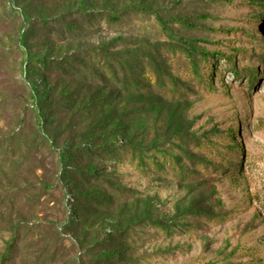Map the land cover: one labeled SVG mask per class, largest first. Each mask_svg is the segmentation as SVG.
Returning a JSON list of instances; mask_svg holds the SVG:
<instances>
[{"label": "rangeland", "instance_id": "rangeland-1", "mask_svg": "<svg viewBox=\"0 0 264 264\" xmlns=\"http://www.w3.org/2000/svg\"><path fill=\"white\" fill-rule=\"evenodd\" d=\"M156 18L242 49L239 77L212 56L211 90L182 82ZM148 55L176 93L141 80ZM236 127L220 143L240 170L215 173L192 140ZM13 233L0 264H264V0H0V255Z\"/></svg>", "mask_w": 264, "mask_h": 264}, {"label": "trees", "instance_id": "trees-1", "mask_svg": "<svg viewBox=\"0 0 264 264\" xmlns=\"http://www.w3.org/2000/svg\"><path fill=\"white\" fill-rule=\"evenodd\" d=\"M208 3L211 4H216L219 0H206ZM87 13L84 12L82 15H79L78 18L83 19L82 23L84 22L85 18H87ZM139 18H141V16H137ZM23 19V25L25 26L23 28L24 31H27V27L31 24V20L27 17L22 16ZM120 17L114 15V14H109V15H104V17L102 18V21L106 24V25H114L117 24L118 22H120L121 20H119ZM157 23L160 25V28L164 29V33L165 35L176 42V40L178 41V43L180 44L179 46H176V48H168L162 51L163 55L162 57L164 58H168V61H170V63L172 65L176 66V69L180 70L179 72V76H180V80H182V82H187L190 84H193L195 86H199L202 87L203 90H211L210 88V80L208 78H210V75L212 74V65H213V60H212V56L214 57H219L222 56L224 58V60H227L228 63H230V67L229 70L235 75L238 76V70L236 69L235 65H234V58L238 57L240 55H242V49L240 50H235V49H229V53L227 54V56H225L226 51L224 50L225 45L224 44H220V47H218L216 50H210L208 48H204V47H194V45L192 43H190L188 40H186L185 38L179 37L177 34H175L173 32V30L168 27L166 24V21L156 18ZM174 23L176 22H181V23H176L178 26H185V20L183 19H177L175 18ZM77 24V23H75ZM92 24L94 25L95 22H92ZM175 24V25H176ZM64 28L62 30V33L64 32H72V30H80L79 26L73 25L71 26L70 24H63ZM42 25H39V27ZM37 27V28H39ZM42 29H46L45 27H42ZM223 32V31H222ZM226 32V31H225ZM24 37L23 35L21 36V40H23ZM218 43H214V45H217ZM97 50H94L91 54V56H95ZM212 52V53H210ZM82 56V55H79ZM86 60L89 61V54L86 55ZM151 55H148L145 57V59H143V66L139 67L140 69H137L140 74L139 77L141 78V80H143V82L148 83V84H152V85H157L160 87H164L165 90L167 89H171L172 93H176L177 90V84H173L170 80L165 83L163 85V83L159 82V78L161 77H167L164 72H160L158 71V68H154L151 65ZM27 59V58H26ZM25 59V60H26ZM72 58H69L68 60H70ZM43 61V59L41 60ZM111 60L108 59V61H106L107 66L109 68L112 67V63L110 62ZM149 62V63H147ZM25 63V61H24ZM120 63V62H118ZM66 64V65H65ZM121 64V63H120ZM64 66H69L68 63H64ZM159 66V65H157ZM208 70V73L206 74L205 72ZM242 71L245 70V68L241 69ZM113 74H111V76H113ZM208 79V80H207ZM125 83V82H124ZM122 83V84H124ZM126 85V84H124ZM33 107H36V105H34ZM36 113V111H35ZM238 128L236 127V129H230V130H225L224 131V136L221 139L218 140H213V139H209L207 141L205 140H192V143L195 147L196 150L201 152H206L208 153L210 156H213L215 161H217V163L219 164L218 166H212L210 168H213V170L215 171V173H221V171H223L224 166H227L229 168H233L234 170H240L239 163L235 162L232 159H229L228 156L229 155H234V151L232 149H229L228 147H226L227 145H222L223 143H220L221 140L225 141L227 139H231L232 136L235 134L236 130ZM102 151V150H101ZM66 153H62L61 155H59V158L63 159L65 157ZM131 155V159H132V155L133 152L130 153ZM154 156L159 157L160 161L165 162L167 165H169V167H171L173 172L178 171V168L175 166V162L173 159V156H168L165 157L164 154L162 152H158L154 153ZM93 157H91L90 159H92ZM98 158V157H97ZM93 161V160H92ZM91 161V164L89 165V168L85 171L86 173L80 172V175H86L87 177L92 175L93 172L95 171V169L97 168V166L93 165V162ZM198 165L199 167H205V160L204 159H200L198 160ZM146 162H150L151 166L154 168H159L158 164L155 163V157H146V159H143V154L140 153V158L137 160L136 163V168H140L142 170H145V163ZM169 163V164H168ZM232 165H234L235 167H233ZM180 171V170H179ZM178 171V172H179ZM82 173V174H81ZM16 241V235L15 233L10 234L6 243H5V247L4 250L2 252V254L0 255V259L3 262H7L8 259L10 258V254H11V250H12V245L15 243ZM7 264V263H6ZM91 264H99V257H95L94 260L92 261Z\"/></svg>", "mask_w": 264, "mask_h": 264}]
</instances>
